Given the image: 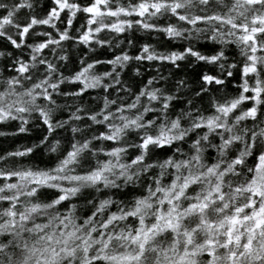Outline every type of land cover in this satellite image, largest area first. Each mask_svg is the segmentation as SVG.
Listing matches in <instances>:
<instances>
[{
	"label": "clouds",
	"instance_id": "clouds-1",
	"mask_svg": "<svg viewBox=\"0 0 264 264\" xmlns=\"http://www.w3.org/2000/svg\"><path fill=\"white\" fill-rule=\"evenodd\" d=\"M0 264H264V0H0Z\"/></svg>",
	"mask_w": 264,
	"mask_h": 264
}]
</instances>
